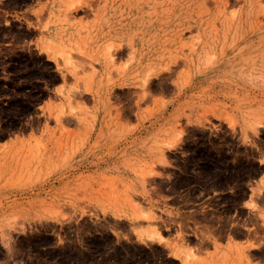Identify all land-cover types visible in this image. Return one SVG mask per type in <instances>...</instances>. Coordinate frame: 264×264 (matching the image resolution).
<instances>
[{"label":"rangeland","instance_id":"rangeland-1","mask_svg":"<svg viewBox=\"0 0 264 264\" xmlns=\"http://www.w3.org/2000/svg\"><path fill=\"white\" fill-rule=\"evenodd\" d=\"M0 9V264H264V0Z\"/></svg>","mask_w":264,"mask_h":264},{"label":"crops","instance_id":"crops-1","mask_svg":"<svg viewBox=\"0 0 264 264\" xmlns=\"http://www.w3.org/2000/svg\"><path fill=\"white\" fill-rule=\"evenodd\" d=\"M0 12L5 16V17H9V16H13L12 14L10 13H7L5 10H2L0 9ZM48 107V101H45L41 106L40 108L41 109H46ZM13 140V139H12ZM12 140L11 142H6V143H0V151L1 149L5 146V145H10L12 143ZM108 164V163H106ZM82 165V164H81ZM79 170H103V169H107V165L105 166H102L100 165L99 167H94L92 166L91 164L89 165H83V166H79L78 168ZM264 187V175L262 177H260L259 180H257L254 184H253V188L254 189H262ZM251 202V199H248L246 201L245 204L249 205ZM248 210H250V208H248V206H245ZM249 234V233H248ZM248 234L246 233L244 235V238L242 237H239V238H236L234 240V242H228L227 240L220 243L221 244V248L218 247L219 244H195L194 247L196 248V250H198L199 252H201V256L204 257V258H207L208 257V253H214L217 249H222L223 251H231V250H235V249H243V248H247L251 242H252V239L251 237L248 238ZM170 248V251H171V256L180 261L182 264H193L194 263V257L193 256H196V253L194 250L190 249V252H187V251H183L181 249H178L176 248L174 245H170L168 246ZM248 252L250 254V256H254L255 259H257V248H254L253 245H250L248 248ZM205 264V263H204Z\"/></svg>","mask_w":264,"mask_h":264}]
</instances>
